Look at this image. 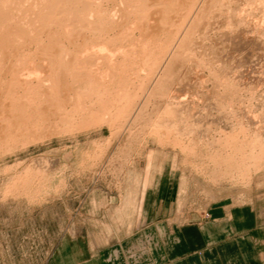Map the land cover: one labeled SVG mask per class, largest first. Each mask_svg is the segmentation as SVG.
I'll return each instance as SVG.
<instances>
[{
    "label": "rangeland",
    "instance_id": "rangeland-1",
    "mask_svg": "<svg viewBox=\"0 0 264 264\" xmlns=\"http://www.w3.org/2000/svg\"><path fill=\"white\" fill-rule=\"evenodd\" d=\"M182 2L172 35L155 14L136 21L117 2L110 40L94 39L88 60L74 54L79 75L70 52L59 73L50 67L47 33L42 50L25 45L22 82L43 84L53 70L60 81L25 110L23 133L0 131V264H82L87 246L150 224L203 225L209 239L225 233L216 240L239 239V255L264 261V0ZM113 66L124 70L115 77ZM124 91L132 98L114 122ZM91 104L108 113L90 121ZM222 218L218 231L204 225Z\"/></svg>",
    "mask_w": 264,
    "mask_h": 264
},
{
    "label": "bare ground",
    "instance_id": "bare-ground-1",
    "mask_svg": "<svg viewBox=\"0 0 264 264\" xmlns=\"http://www.w3.org/2000/svg\"><path fill=\"white\" fill-rule=\"evenodd\" d=\"M103 1L0 0V108L2 110L0 121L3 122L0 125V131L3 135L2 138L14 137L23 133L25 131V123L20 124L19 122L25 116V110L30 109L32 104L37 103V100L43 98L46 93L51 94L50 98L54 97V93L57 90L55 83H58L60 78H56L57 76L53 73H57L59 69H64L61 62L65 60L68 52L73 54L72 60H70L72 65L69 70L70 74L79 75V70L74 69V63H77V58L74 59V54L79 53L78 55L81 56L82 60L84 58L88 60L87 50L92 46L94 39L110 40L107 39L108 31L114 27L113 20L118 15L117 7H115L118 4L117 2L126 3L127 5L125 6L130 11L129 14L134 15L136 21L137 19H140V21L144 20L150 14H155L160 23H166V26L163 25L161 28H166L167 33L168 31L170 33H168L169 35H172V32L177 27L180 28L186 18V15L182 12L187 10L186 5L182 2L183 0H179L177 3L179 6L178 10L173 12L176 0H114L115 4L113 7L105 6ZM163 3L166 6L160 8ZM54 28L60 29V32L58 30L59 33L54 31ZM46 33L50 41L54 40V43L52 44L49 41L50 43H47L46 46L44 45L43 54L48 57L50 67L56 68V71L54 72L53 70L52 76L50 74V76L46 75L41 81L43 84L30 85L31 82H28V79L22 82V73L19 72L18 64L22 61L20 57L23 56L25 49H27L25 45L34 44V48L38 51L43 46L41 40L44 36L42 35ZM55 34L64 35L65 38L70 40L71 46L65 47L64 42H60L62 39L60 41L55 39V36H57ZM29 48L31 49V47ZM62 54H64V58ZM113 68V76L115 77L124 70V68L121 69L117 66H113ZM134 74L136 77L138 75L137 71H134ZM77 80L79 81V78ZM19 82L25 83V85L23 84L24 87L22 86L23 93L21 95L18 93L19 89L17 90L16 88ZM64 83L67 82L65 81ZM45 86L46 89L44 90ZM131 98V94L126 91L116 96V105L112 108L115 110L113 113L114 122L126 112ZM19 99L21 100L20 105L16 104ZM98 102L103 101L99 99ZM105 105L99 106V109H96L94 104L88 106L89 110L87 112L92 114L89 120L92 122L101 120L102 116L108 113L106 111L108 106ZM159 130L157 126L152 128L153 133H157Z\"/></svg>",
    "mask_w": 264,
    "mask_h": 264
},
{
    "label": "crops",
    "instance_id": "crops-1",
    "mask_svg": "<svg viewBox=\"0 0 264 264\" xmlns=\"http://www.w3.org/2000/svg\"><path fill=\"white\" fill-rule=\"evenodd\" d=\"M234 211H237L235 209ZM251 215V214H250ZM252 216L250 223L252 221ZM222 219L204 225H212L211 232L218 231L223 224ZM232 221V219H231ZM159 227L157 224L147 226L142 232H135L129 239H120L112 243L91 245L86 248L82 264H264L250 256L249 260L239 255V239H209L203 230V225H181L176 230ZM233 231V221L229 224ZM247 227V226H246ZM241 230V229H239ZM234 231H238L234 229ZM151 232L153 234H151ZM246 232H248L246 230ZM174 233V234H173ZM230 233V232H227ZM178 235L179 240H174ZM249 237V236H248ZM243 244L252 241L247 238ZM94 244V243H93ZM149 245V246H148ZM150 245H153L150 247ZM241 246V245H240ZM242 247V246H241ZM220 248H224L220 250ZM234 249L237 257L230 260L226 256L230 249ZM228 249V250H227ZM224 253V255L222 254ZM231 253V252H230ZM73 260V259H72Z\"/></svg>",
    "mask_w": 264,
    "mask_h": 264
}]
</instances>
